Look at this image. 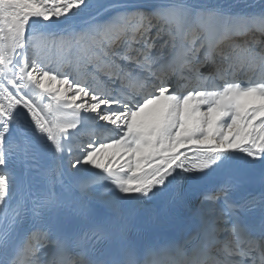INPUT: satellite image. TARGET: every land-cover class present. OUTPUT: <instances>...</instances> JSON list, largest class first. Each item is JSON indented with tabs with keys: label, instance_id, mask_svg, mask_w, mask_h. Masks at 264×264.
<instances>
[{
	"label": "snow or ice",
	"instance_id": "snow-or-ice-1",
	"mask_svg": "<svg viewBox=\"0 0 264 264\" xmlns=\"http://www.w3.org/2000/svg\"><path fill=\"white\" fill-rule=\"evenodd\" d=\"M0 264H264V0H0Z\"/></svg>",
	"mask_w": 264,
	"mask_h": 264
},
{
	"label": "bare ground",
	"instance_id": "bare-ground-1",
	"mask_svg": "<svg viewBox=\"0 0 264 264\" xmlns=\"http://www.w3.org/2000/svg\"><path fill=\"white\" fill-rule=\"evenodd\" d=\"M60 114L57 113V116H59ZM87 135H88V130H84V132L81 134V139H86L87 138Z\"/></svg>",
	"mask_w": 264,
	"mask_h": 264
},
{
	"label": "rangeland",
	"instance_id": "rangeland-1",
	"mask_svg": "<svg viewBox=\"0 0 264 264\" xmlns=\"http://www.w3.org/2000/svg\"><path fill=\"white\" fill-rule=\"evenodd\" d=\"M57 115V114H56Z\"/></svg>",
	"mask_w": 264,
	"mask_h": 264
}]
</instances>
